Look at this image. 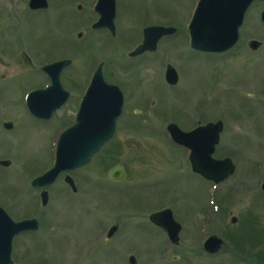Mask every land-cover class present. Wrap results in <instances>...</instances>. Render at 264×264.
Returning a JSON list of instances; mask_svg holds the SVG:
<instances>
[{
    "label": "rangeland",
    "instance_id": "rangeland-1",
    "mask_svg": "<svg viewBox=\"0 0 264 264\" xmlns=\"http://www.w3.org/2000/svg\"><path fill=\"white\" fill-rule=\"evenodd\" d=\"M190 1L118 0L111 44L105 33L89 32L86 19L94 0H47L46 10L34 12L28 0H0V123L16 124L11 133L0 129V159L13 160L11 171L29 172L26 209L11 202L15 215L36 216L30 182L50 167L58 124L64 123H39L21 106L22 91L43 84V63L71 60L61 75L70 90L73 80L79 86L87 70L102 65L103 76L123 88L125 100L114 139L70 174L76 193L62 178L49 188L50 201L38 217L40 232L26 239L24 252L21 243L16 250L27 264H129V255L137 264H264V193L258 188L264 177V28H254L256 15L248 16L240 45L220 56L188 48L179 35L161 41L153 54L128 56L141 42L140 27L181 26ZM253 38L262 44L256 52L246 45ZM21 52L32 70H25ZM166 65L178 74L174 87L162 80ZM72 109L68 104L57 114L69 118ZM217 120L223 130L215 156L229 158L236 171L214 188L190 171L186 151L166 138L165 128L173 123L187 132L199 121ZM115 166L124 171L121 181L107 175ZM7 179L1 178L0 193L3 182L11 183ZM214 194L219 215L211 205ZM163 208L182 227L175 246L148 221ZM205 214L212 218L209 224ZM111 226L117 231L104 241ZM210 235L223 241L214 255L202 252ZM86 241V254L77 258Z\"/></svg>",
    "mask_w": 264,
    "mask_h": 264
},
{
    "label": "water",
    "instance_id": "water-1",
    "mask_svg": "<svg viewBox=\"0 0 264 264\" xmlns=\"http://www.w3.org/2000/svg\"><path fill=\"white\" fill-rule=\"evenodd\" d=\"M253 0H200L190 24L191 48L203 53H222L234 45L238 28L243 21L245 12ZM28 7L33 10L46 9L47 0H29ZM100 13L101 20L109 17L113 29V18L115 14L114 0H98L96 10ZM109 14V15H107ZM264 18V15H262ZM174 32L173 28L152 27L144 30V42L136 48L131 57L142 54L145 51H155L157 41L163 36ZM230 36V42H219L218 39ZM24 66L31 69L30 59L22 55ZM70 61H60L43 68L51 77L52 86L47 92L60 93V97H40L39 93H32L28 96L27 106L30 112L39 118H49L50 115L60 108L67 100V93L59 85L58 74L69 65ZM102 65L96 69L90 87L84 93L77 115V124L60 135L55 153V162L51 169L42 176L34 179L32 185L35 188H43L52 185L58 175L63 172L75 170L90 163L94 154L98 153L101 147L110 141L115 133L116 120L120 116L123 107V94L119 88L105 83L102 75ZM3 78V76H2ZM166 82L174 86L178 83V74L172 66H167ZM223 124L209 123L206 126L198 127L191 132H183L175 124L167 126L172 141L187 148L190 151L189 163L191 171L199 174L205 180L218 184L234 174L235 167L230 159L216 161L212 158L214 148L219 142V134L222 132ZM1 165H6L1 162ZM122 167L116 166L109 172V178L121 181L124 176ZM65 182L76 192L73 180L66 176ZM264 192V179L262 183ZM44 204L47 202V193H42ZM41 198V199H42ZM170 209L152 214L150 221L162 228L170 241L177 245L181 226L175 222ZM236 218L231 219L235 223ZM31 222L25 221L21 225L31 229ZM36 226L33 228L35 229ZM116 230L113 227L107 236H111ZM222 246V241L216 236H211L204 243V250L209 254H216ZM133 264H136L131 258Z\"/></svg>",
    "mask_w": 264,
    "mask_h": 264
},
{
    "label": "flooded vegetation",
    "instance_id": "flooded-vegetation-1",
    "mask_svg": "<svg viewBox=\"0 0 264 264\" xmlns=\"http://www.w3.org/2000/svg\"><path fill=\"white\" fill-rule=\"evenodd\" d=\"M198 1L199 0H191L190 1L191 3H193L192 9L190 7V10L188 11V15H186L184 17L185 19L183 21L179 22V24L181 26H179V27H172L174 25L163 26V27H172V28H174V32L172 34L168 35V36H163V37L159 38L158 43H157V47H158V44L161 41H163L164 39H167L168 37H171L173 35H179L182 38V43L186 44L188 46V48L190 47V40H189V37H188L189 36V27L188 26H189L191 18H192L191 16L193 15V9L195 8V6H196ZM96 2L97 1L94 0V5L92 7V12L87 14L88 16H87L86 22H87V26H88V28L90 30L89 32H92L94 34L105 33L107 35V40L110 41L111 44H113V42L115 41L116 30H117V24H116V15L117 14L115 12L114 18L112 20L113 21V26H114L113 29L111 28V22L108 21L109 17L108 18H104L101 21V24H102L101 27H96L95 28V23H97L99 21V19H100L99 13L95 11ZM150 2H151V0H143V3L145 5H149ZM115 4H116V9H117L118 0H115ZM258 5L261 6L259 12H257L256 14L251 13L252 8L254 6H258ZM263 11H264V1L255 0L254 2L251 3L249 9L247 10V12L245 14L244 20H243L242 24H240L241 26L238 29V40H237V43L235 44L234 48L237 47L238 45H240V43H241V41L243 39V36H244L243 32L247 28V25H248V21L247 20H248V16L249 15H251V14L252 15H256V17H257V23H256L257 25H255L254 28L256 27V29H258V30H262L264 28V21L261 19V15H262L261 12H263ZM32 12H34V11H32ZM107 15H109V14H107ZM149 27H152V26H147V27L144 26V27H140V29H138V30H140L139 33H138V37H139V40L141 42L137 46V48L141 44H143V42H144V40H143L144 39L143 32H144L145 29H147ZM15 31H16V34H17V32H21V29L16 28ZM131 35H133V34H131ZM80 37H82V33H80ZM252 42H255L257 44H252ZM246 45H247L248 49L250 50V52H251V46H255L256 51L259 50L260 47L262 46L261 42L256 40V39H254V38L253 39H249L247 41ZM232 50H230V51H232ZM256 51L252 50V52H256ZM155 52L156 51H153V52L146 51V52H143L142 54H140L139 56H136V57H140V56L145 55V54H153ZM22 55L26 56L27 54H25L24 52L20 53V59H21V61L23 63V60L21 58ZM128 56L130 58H136V57H131L130 54ZM52 62H55V61L45 62V63H43L42 66H44L46 64H49V63H52ZM23 66H24V63H23ZM97 66H98V64H97ZM67 68H64L62 70L61 74H59L60 75L59 76V81H60L59 85H61L62 90L68 94V97H67V100H66L65 104L59 110H61L62 108H64L68 104L73 105L72 114L68 115L69 118L67 117V115H58L59 114V110L57 112L53 113L52 115H50L51 117L48 118V119H39V117L35 118V117H32L27 112V110L25 108V103H24L27 95H29L31 92H34V91L43 92L51 84L50 78L48 76H46L41 70H39V72H41L44 75L43 84L42 85L38 84L37 86H31V87H29L27 89H24L22 91V93H21V96H19L20 97L21 106H22L23 110L25 111V114H28L29 117H31L35 121H37L39 123H42V124H45V123L47 124L48 122L50 123L53 120H55V121H57V120L59 121L60 120L61 122L64 121V123L62 125L58 124V131L56 132V133H58V136H60V134L64 130H66V129L72 127L73 125H75V123H76V115L75 114H77V111H78L79 105H80L79 103L81 102V99L84 96V93H86V90L88 89V87H89V85L91 83L92 74H93L92 72L88 73L89 70H87V75H86V77H84V81L82 83H80V85H79V86H81V88H80V92L78 93V97L76 98L74 96V94H75L74 89H76V86L78 84L73 80V78H72L73 81L71 82V84H75V87L71 86V90L69 88H67L65 85H63L64 83L62 81L61 75H62L63 71L65 69H67ZM32 69L33 68H31L30 70H32ZM163 79H164V76H163ZM104 80L107 83H109V84H112V85H115V86L119 87L121 92H123V88L120 85L108 82V80H106L105 77H104ZM164 82H165V80H164ZM166 85H168V84L166 83ZM79 86H77V87H79ZM169 87H171V86H169ZM59 94L60 93H57V92H45V93H41L40 97L55 98V97H60ZM123 95H124V93H123ZM153 104H154L153 101L152 102L150 101L149 107H152ZM1 118H2V115H1V111H0V120H1ZM198 123H201V122L199 121ZM0 129L4 133H11V132H14L16 130V124L13 121H9V120L5 121V120H3L0 123ZM57 140L54 142L55 144H56ZM223 158H226V157H223ZM215 159H219V158H216V156H215ZM220 159H222V158H220ZM50 160H51V163H52L53 160H54L53 154H52ZM0 161L6 163V165H1L0 164V175H2V177H0V180H1V178L5 179V177H8V179H10V181H11L10 184H8V183L6 184L5 182H3L2 186L3 185L5 186V188L3 189V190H5V192L3 191L2 193H0V264H27V262L25 261L26 259H25L24 255H23V258L17 257L18 253H17L16 250H18V245H19V243H21V244H23V252H24L25 251L24 242L26 241V239L28 237L36 238V236L40 232L41 223H40V220L38 219V217L41 214L44 213V210L47 207L48 202L50 201L49 188L54 183L51 186L46 187V188L30 187L32 191L36 192V198H35L36 200H35V205H34L33 212H32L36 216H32V215L29 216V215H27L26 212L21 214L20 216H17V215H15V213L12 210L13 207H11V202L13 204L19 205L20 208H22V210L26 209V206H23L24 207L23 208L22 205L24 204V197L27 194V187H28V179L27 178L29 177V172L27 170H25V169L20 170V171H18V170L11 171L10 168L13 167V160H11V159H0ZM48 169L44 170L40 174V176L45 171H47ZM70 174L71 173H69V175ZM64 176H66V174L60 175L59 178H62L64 180V178H65ZM30 186H31V182H30ZM45 191L47 192V202L45 204H43V200L41 199V195ZM161 210H159V211H161ZM205 215L207 216V214H205ZM206 216H205V218H206ZM149 217H150V215H149ZM149 217H148V221H149ZM25 221H30L31 222L30 226L33 227V228L36 226V228L35 229L31 228V229L27 230V228H24L21 225V223L25 222ZM149 224H151V222ZM151 225L153 227L158 228L159 230H161L158 226H156L154 224H151ZM111 227H113V226H111ZM111 227L106 232V236H104V241L110 240L111 238L114 237L115 232L117 231V226H116L115 232L111 236H107L109 234V232L111 231V229H112ZM163 234H164V236L166 238V241H167V237H166L164 232H163ZM87 245L88 244H87V241H86V243H84L80 247V250L78 251V254H77V258L79 256L83 257L86 254ZM166 253H167V251L164 249L162 251V253H160V254L162 256H164L163 254H166ZM130 256L131 255H129V257ZM129 257H128V263L130 264Z\"/></svg>",
    "mask_w": 264,
    "mask_h": 264
}]
</instances>
